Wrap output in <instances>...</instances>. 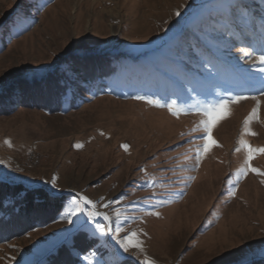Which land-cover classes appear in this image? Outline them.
<instances>
[{"label":"rangeland","instance_id":"rangeland-1","mask_svg":"<svg viewBox=\"0 0 264 264\" xmlns=\"http://www.w3.org/2000/svg\"><path fill=\"white\" fill-rule=\"evenodd\" d=\"M219 3L0 0V89L16 80L43 78L65 67L85 48L91 54L122 52L133 60L151 55L158 61L163 55L193 74L201 59L193 48L214 57L212 45H220L192 25V14L218 11ZM247 44L233 47L230 59L239 57V48ZM240 63L248 68L251 61ZM85 83L80 87H88ZM81 90L73 109L48 112L11 107L10 113L0 115V175L17 177L16 183L23 185L56 178L62 196L75 199L79 193L96 202L102 213L121 212V236L143 233L138 235L143 254L122 253L130 264H139L144 254L155 264H239L264 259V176L249 173L238 183L235 176L243 153L234 149L253 100L231 105L228 118L213 130L221 147H214L197 167L195 148L202 141H189L200 135L190 134L199 116L173 117L166 108L133 99L158 98L152 95L114 97ZM209 90L208 99H215L216 93L226 95L223 80ZM260 120L250 126L257 135L244 137L253 147H264V105ZM77 143L82 148L76 149ZM122 144L129 146L127 152ZM252 164L264 171V154ZM228 178L232 186L226 184ZM102 203L111 208L99 207ZM156 212L158 216L152 214ZM61 213L45 226L14 228L10 237L0 239V264H37L53 250L56 256L69 254L61 264L71 261L74 256L64 248L67 230L73 226ZM72 239L76 248L84 247L82 254L99 242L87 240L84 233ZM98 251L108 254L105 248Z\"/></svg>","mask_w":264,"mask_h":264},{"label":"snow or ice","instance_id":"snow-or-ice-1","mask_svg":"<svg viewBox=\"0 0 264 264\" xmlns=\"http://www.w3.org/2000/svg\"><path fill=\"white\" fill-rule=\"evenodd\" d=\"M216 8L218 11L211 13L193 12L191 20L192 25L205 37L219 42L218 48L215 44L212 45L215 48L214 57L212 59L201 58L191 70L193 74L185 73L177 76L172 86L180 94L175 95V98L169 96L163 102L161 98L150 96H134L133 99L143 101L156 108H166L173 117L179 118L180 115L200 117L199 122L190 130V134L198 132L200 135H194L189 141V143L195 140L202 141L195 148L197 167L214 147H221L213 138V130L221 121L228 118L231 113V105L238 104L243 100H253L254 106L242 122L240 138L234 149L237 153H243V162L235 173L238 183L239 178L249 173L264 176V171L252 164L258 155L264 154V147H253L244 139V137L257 135L250 126L254 122H261L260 109L264 105V99H261L264 97V0H259L258 4H246L244 0H220ZM175 15L179 16L180 13L177 12ZM245 41H248V44L246 47L239 48L240 56L230 59L231 49L243 45ZM90 54L91 52L87 48L75 53L81 59H87ZM240 61L246 63L251 61V63L248 68H244ZM220 79L223 80L226 95L221 96L216 93L215 99H208L211 95L210 87L215 86V82ZM83 83L85 81L81 80L80 74L72 64H67L63 68L61 84L66 91ZM186 85L187 93L185 94ZM198 88L200 91L197 96H193L191 93L197 92ZM178 101L180 102L178 103ZM4 143L11 147L9 141L5 140ZM74 147L80 149L82 145L77 143ZM121 148L127 152L129 146L122 144ZM18 179L13 176L0 175V184L14 185ZM261 182L264 183V181ZM233 183L231 178L226 180V184L229 186H232ZM30 192L45 195L52 200L63 199L57 188L56 178H52L50 183L44 181L28 184L22 192L11 198L10 203L16 206L17 201H23ZM231 194L234 196L235 191L233 190ZM99 207L111 208V204L102 203ZM86 208L90 210L86 211ZM113 211L115 210L113 209ZM152 214L159 215L158 212ZM61 215L69 225L73 226L67 230L69 238L66 239V243L70 254L76 258L78 264H129L127 257L122 253L136 250L143 254V242L138 239V235H143V233L138 234L136 231H132L128 235H120L124 225L121 223L122 213L119 211H115V216L102 213L96 202L77 193L75 199H68ZM113 220L115 221L114 227ZM80 233H84L87 240H99L84 254L75 247L72 239L74 235ZM109 240L115 241V243H109ZM100 248L107 250V256L98 251ZM131 264H135V261ZM139 264H155V261L144 254V258L139 261ZM239 264H250V262L241 260Z\"/></svg>","mask_w":264,"mask_h":264},{"label":"trees","instance_id":"trees-1","mask_svg":"<svg viewBox=\"0 0 264 264\" xmlns=\"http://www.w3.org/2000/svg\"><path fill=\"white\" fill-rule=\"evenodd\" d=\"M193 50L200 58H213L203 49L194 47ZM151 58L149 55L133 60L122 52L90 54L87 59L82 60L73 57L67 64L74 66L88 87L83 89L80 85H76L70 91H66L61 84L64 67L51 70L45 77L33 81L16 80L0 89V115L10 113L13 110L11 107H35L48 112L73 109L76 107V99L81 98L77 96L78 89H82L84 93L94 91L114 97L139 94L156 96L162 100L169 96L175 98V95L180 93L172 86L173 81L177 76L190 73L184 69L183 64L172 63L163 55L158 61H153L154 59ZM26 187L27 185L21 183L0 184V202H3L0 203V239L4 236L10 237L14 228L24 231L53 222L68 199V196H62L63 199L52 200L45 195L30 192L23 201H17L16 206H13L10 203L11 198ZM83 248L77 247L80 252ZM64 249L69 250L67 243ZM53 251L37 264L45 262L61 264L69 257V254L65 257L56 256V251L54 253ZM54 258L57 261H54ZM64 264H78V262L72 257L71 261ZM250 264H264V259L259 258Z\"/></svg>","mask_w":264,"mask_h":264}]
</instances>
